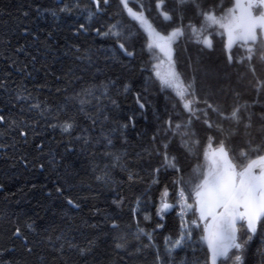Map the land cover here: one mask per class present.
Wrapping results in <instances>:
<instances>
[{"label": "trees", "instance_id": "16d2710c", "mask_svg": "<svg viewBox=\"0 0 264 264\" xmlns=\"http://www.w3.org/2000/svg\"><path fill=\"white\" fill-rule=\"evenodd\" d=\"M142 2L146 15L165 34L181 23L199 26L202 20L192 4L181 21L174 0H165L164 7L174 15L166 22L156 0ZM231 3L223 0L220 7V0H200L201 7H215L218 14ZM139 6L137 0L130 3L133 10ZM101 9L97 12L92 0H0V115L5 118L0 124V264H209L201 229L193 228L191 239L169 254L180 220L176 208L165 212L163 220L156 214L165 187L169 202L176 203L173 180L180 176L170 168L154 172L163 163V144L171 138L166 121L186 124L189 114L170 90L161 88L147 37L120 0L101 3ZM112 25L119 38L103 35ZM209 31L212 49L181 37L173 57L185 77L195 76L200 98L226 113L248 104L257 114L250 136L241 126L228 138L239 157L248 141L261 143L257 128L264 91L257 93L249 84L255 81L244 65L228 63L226 38L217 34L221 30ZM120 43L134 55H125ZM232 54L239 60L244 50L233 46ZM256 70L264 79V64L257 63ZM137 94L143 109L136 104ZM208 112L220 123L216 113ZM200 115L190 125L200 141L196 154L189 155L178 136L167 149L185 179L204 162L209 135L215 138L213 147L225 138ZM65 121H74L71 133L61 131ZM223 124L226 131L233 127L227 120ZM154 178L158 183H152ZM141 228L152 234L151 241L139 234ZM16 229L20 236L14 235ZM238 235L246 239L245 230ZM81 248L90 251L81 255ZM242 264H264V225L245 245Z\"/></svg>", "mask_w": 264, "mask_h": 264}, {"label": "snow or ice", "instance_id": "6c2138e0", "mask_svg": "<svg viewBox=\"0 0 264 264\" xmlns=\"http://www.w3.org/2000/svg\"><path fill=\"white\" fill-rule=\"evenodd\" d=\"M131 2L132 0H120L128 16L139 25L147 37L146 48L157 61L153 64L154 75L161 88L170 90L179 100L184 111L189 114L186 124L175 123L173 125L171 120L166 121L169 126L167 131L171 132V138L178 136L181 147L189 155L196 154L200 141L195 139L194 134L190 132V125L193 118L201 119L200 114L203 116V123L209 129H215L225 137L213 147L215 138L209 135L208 143L203 151L204 162L198 163L187 179L184 178L181 168L176 163V157L169 156L167 152L171 138L163 144L165 150L162 153L163 163L154 169V172L159 173L161 168H170L180 174L177 179L173 180V183L177 185L178 200L176 203H170L169 190L165 187L161 193L156 213L163 220L165 212L179 207L180 233L167 251L171 254L176 248L183 247V242L192 237L191 229L196 228L202 230L200 243L207 248L210 264H242V251L245 245L257 234L258 227L264 225V112L258 116L261 123L257 131L261 134V143L253 145L251 141H248V147L242 148L237 157L228 143V138L237 135L241 126L245 134L250 136L249 130L253 128V118L257 114L248 104H237L226 113L207 99L200 98L195 76L189 80L177 69V62L173 58L175 52L173 46L181 37H191L194 43L212 49L213 41L210 37L213 33L209 29H220L221 31L217 34L226 36L225 49L228 63L244 65L255 81L254 84L253 81H249V84L255 88L257 93L264 91V79L258 76L256 70L257 63L264 64V0H232L231 6L219 14L215 7L205 10L201 7L200 0H174L175 12L180 15L181 21L183 11L189 4L197 8V15L202 17V20L199 26L191 22L187 25L181 23L167 34L161 32L146 15L147 10L142 0H137L140 5L137 10L130 7ZM92 3L99 12L102 11L101 3L107 5L109 0H92ZM164 5L165 0H156V9L163 20L173 21V13ZM219 6H223V0H220ZM80 27L85 28L84 25ZM115 29L116 25H112L103 35H113L119 38L121 33ZM233 46H239L244 50V55L239 60H234ZM119 47L125 55L129 57L134 55L124 43H120ZM157 52L163 54V59L157 55ZM162 66H165L163 71ZM190 67H193L194 71L197 70L194 65ZM124 90L127 92L128 87L125 86ZM112 103L116 102L113 100ZM201 103L206 105V108L197 107ZM136 104L140 109L145 107L139 94L136 97ZM31 107L38 108L39 105L33 104ZM208 109L220 117V123L210 119ZM80 110L83 111L82 108ZM129 119L131 120V117ZM225 120L233 125L228 131L224 128L223 121ZM4 122V116L0 115V124ZM52 127H57V125H52ZM74 127V121H65L63 125H60L64 133H71ZM20 135L26 136L27 133L21 131ZM153 139L155 140V137ZM87 142L85 140V143ZM108 143L110 144L111 140H108ZM157 154L161 155L159 151ZM131 178L130 176L129 179ZM152 183L156 184L158 181L154 178ZM57 191L59 192L60 189L58 188ZM67 203L74 208L79 207V204L72 199H68ZM136 212L137 209H133L134 218ZM189 214H191V219H185ZM144 218L145 220L151 219L149 216ZM112 227L117 228L118 225L113 223ZM157 227L162 228L163 225L157 224ZM241 230H245L246 239L238 235ZM139 234L147 235L149 241L153 238L151 233H145L142 228L139 229ZM14 235L20 236V230L16 229ZM165 239L167 243L170 238ZM116 247L121 248L122 245L117 243ZM79 251L81 255H84L90 249L81 248ZM159 260L160 257L157 256V261Z\"/></svg>", "mask_w": 264, "mask_h": 264}, {"label": "rangeland", "instance_id": "374dc122", "mask_svg": "<svg viewBox=\"0 0 264 264\" xmlns=\"http://www.w3.org/2000/svg\"><path fill=\"white\" fill-rule=\"evenodd\" d=\"M225 38H226V36H225ZM239 47V46H238ZM240 48V47H239ZM240 49H242V48H240ZM155 51V50H154ZM157 55H159L160 57H161V59H163V54H161V53H158L157 52ZM174 55V54H173ZM174 58V57H173ZM152 59H153V63H157V61L153 58V56H152ZM165 66H162V71H163V68H164ZM239 234V233H238Z\"/></svg>", "mask_w": 264, "mask_h": 264}, {"label": "built area", "instance_id": "2783aa9c", "mask_svg": "<svg viewBox=\"0 0 264 264\" xmlns=\"http://www.w3.org/2000/svg\"><path fill=\"white\" fill-rule=\"evenodd\" d=\"M177 200H178V197H177ZM178 212H179V207L177 206L176 207V213H177V216H178V218H179V220H180V217H179V215H178ZM185 219H191L189 216H187V217H185ZM180 224H181V220H180ZM193 230V228L191 229V231ZM187 240H190V239H187Z\"/></svg>", "mask_w": 264, "mask_h": 264}, {"label": "water", "instance_id": "95a60500", "mask_svg": "<svg viewBox=\"0 0 264 264\" xmlns=\"http://www.w3.org/2000/svg\"><path fill=\"white\" fill-rule=\"evenodd\" d=\"M206 247V246H205ZM207 249V248H206ZM209 264H210V260H209Z\"/></svg>", "mask_w": 264, "mask_h": 264}]
</instances>
